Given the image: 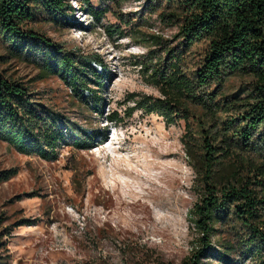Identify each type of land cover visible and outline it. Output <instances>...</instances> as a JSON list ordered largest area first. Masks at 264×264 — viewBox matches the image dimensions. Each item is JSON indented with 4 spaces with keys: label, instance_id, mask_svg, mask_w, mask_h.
Masks as SVG:
<instances>
[{
    "label": "rangeland",
    "instance_id": "1",
    "mask_svg": "<svg viewBox=\"0 0 264 264\" xmlns=\"http://www.w3.org/2000/svg\"><path fill=\"white\" fill-rule=\"evenodd\" d=\"M65 1L71 6L63 13L27 27L61 49L102 61L92 63L98 72L105 67L101 86L89 84L94 93L100 89L99 103L93 92L74 95L59 78H38L39 54L9 58L1 36L6 61L0 68L31 86L71 140L82 137L92 148L60 146L50 161L0 141V171L17 170L0 185V264H182L199 248L188 220L199 196L182 142L185 122L168 125L141 108L128 114L136 107L131 95L160 97L141 64L163 61L165 48L179 51L178 25L162 19L164 10H145L143 0H89L95 9H109L99 21L79 0ZM200 49L192 48L190 61ZM250 81L234 77L227 90L247 88ZM114 111L122 120L109 121ZM228 237L221 232L216 239ZM231 257L255 262L238 252ZM202 263L222 264L214 256Z\"/></svg>",
    "mask_w": 264,
    "mask_h": 264
},
{
    "label": "trees",
    "instance_id": "2",
    "mask_svg": "<svg viewBox=\"0 0 264 264\" xmlns=\"http://www.w3.org/2000/svg\"><path fill=\"white\" fill-rule=\"evenodd\" d=\"M79 1L97 21L109 10ZM143 1L148 12L164 10L158 12L162 19L177 23L180 49L165 48L163 61L142 62L145 81L160 97L131 95L136 107L128 114L141 108L163 116L168 125L176 119L185 122L182 142L199 196L188 220L199 248L182 264H203V258L213 256L222 264H239L232 260L235 252L264 264V0ZM70 6L65 0H0V36L9 58L39 54L38 78H59L81 97L93 92L98 104L100 89L94 93L89 84L101 86L105 67L98 72L92 63L102 61L61 49L27 27ZM112 31L105 29L108 35ZM195 46L201 49L193 52L197 60L190 61ZM5 58L0 56V66ZM234 77L251 81L247 88L229 91ZM107 118L122 120L117 111ZM70 138L31 86L0 68V141L20 154L50 161L60 146L92 148L87 139ZM16 174L15 168L1 170L0 185ZM221 232L230 237L217 241Z\"/></svg>",
    "mask_w": 264,
    "mask_h": 264
}]
</instances>
